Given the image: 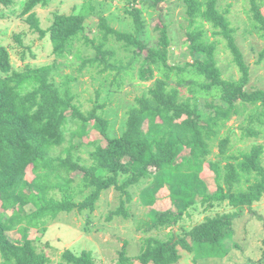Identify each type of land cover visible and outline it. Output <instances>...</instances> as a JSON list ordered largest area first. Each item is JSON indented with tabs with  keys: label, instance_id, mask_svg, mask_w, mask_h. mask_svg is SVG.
Here are the masks:
<instances>
[{
	"label": "trees",
	"instance_id": "trees-1",
	"mask_svg": "<svg viewBox=\"0 0 264 264\" xmlns=\"http://www.w3.org/2000/svg\"><path fill=\"white\" fill-rule=\"evenodd\" d=\"M92 1L86 0L77 13L56 14L53 23L46 29L41 27L33 9L47 0L25 2L21 15H26L29 28L40 38L49 35L53 64H27L21 70H14L8 50L0 45V201L3 210L12 211L7 220H4V214L0 215V264L49 263L48 256L37 250L25 234L31 228H43L61 211H70L74 206L71 180H65L59 171L62 166L68 170L79 167L73 162L71 153L66 158L51 156L53 147L64 141L69 117L82 122L94 120L101 126L100 132L106 145L96 142L95 151L91 153L92 165L82 168L87 183L84 187L93 190L79 205L89 204L92 207L101 192L113 185L120 191V205L109 213V220L115 216L128 217L125 204L131 201L130 189L146 179L154 181L150 192L145 194L147 204L154 202L155 193L166 185L176 208L156 211L146 231L172 228L198 202L207 209L227 202L231 207L243 210L251 208L264 196L263 146L257 144L248 151L231 154L230 134L227 132L220 139V130L225 128L233 115L239 113L241 105L244 108L251 106L246 124L240 126L241 136L256 138L264 133V89L247 88L250 67L236 43L235 28L231 27L226 17L227 11L218 7V0H180L189 14L185 35L189 42V54L194 57L192 62L183 66L168 62L172 38L162 17L154 26L160 33L158 39L154 43L143 40L148 24L142 18L143 10L135 5L140 0H131L134 4L125 9L132 26L129 32L112 28L106 18L96 12ZM163 1L151 0L148 6L156 8ZM13 2L0 0L4 6H11ZM249 4L254 27L264 36V13L261 9L264 0H249ZM93 15L99 21L98 35L90 40L96 54L91 58H82L79 71L86 66L97 68L100 74L116 70L110 85L121 86L122 83L117 81L123 79L120 71L124 70V66L121 61H111L114 51L104 48L111 37L118 42L125 41L124 47H133L134 56L142 58L138 69L140 79L153 78L156 67L167 69L163 78L155 79L147 94L136 98L135 106L128 110L125 128L119 137L107 135L109 122L102 117L105 103L96 104L84 113L71 89L75 78L62 76L58 84L51 79V72L57 69V60L69 56L74 42L87 36L84 34L85 23ZM206 24L210 26L209 36H206ZM15 37L21 42L20 35ZM211 37L214 39L211 40ZM222 40L240 74L237 80L223 78L217 64V47ZM145 49L146 54L143 55ZM76 56L79 57L78 53ZM126 67L130 68V63ZM187 70L203 77V81L198 83L181 77ZM171 71L175 73L176 86L171 84ZM110 75L106 74L104 81L109 80ZM188 84L191 96L182 99L178 86ZM213 89L219 92L217 99L201 101L195 96ZM101 91H96L95 99H99ZM217 138L220 139L219 154L225 165L222 182L217 183L216 191L211 194L206 183L200 179V172L204 160L212 153L211 142ZM184 151L187 155L181 154ZM29 167L34 177L26 181ZM252 175L259 178L251 182ZM120 177H124L121 183ZM244 177L245 182H250L245 188L240 186ZM55 189L60 196H56V192L51 193ZM30 203H33L34 211L20 215L21 207ZM233 217L231 213L217 214L206 217L181 235L167 233L163 239L150 236L143 240L140 253L135 256L127 254V241H124L115 264H179L181 251L194 252V262L202 255H223L224 241L234 233ZM18 223L26 226L19 230L22 238L13 239L11 231ZM61 258L60 264H95L93 254L88 250L75 253L66 249Z\"/></svg>",
	"mask_w": 264,
	"mask_h": 264
},
{
	"label": "rangeland",
	"instance_id": "rangeland-1",
	"mask_svg": "<svg viewBox=\"0 0 264 264\" xmlns=\"http://www.w3.org/2000/svg\"><path fill=\"white\" fill-rule=\"evenodd\" d=\"M26 1L14 0L11 6L0 4V45L8 50L14 70H21L27 64L41 66L54 63L49 35L40 38L37 32L29 28V24L25 21L26 15H21ZM140 1L135 5L143 10L142 18L148 24L143 40L154 43L158 39L160 33L154 29V26L162 17L172 38L169 48V64L183 66L186 62H192L194 57L189 54V42L185 35L189 14L183 3L180 0H164L156 8H150L148 5L151 0ZM84 3L86 0H47L46 3L37 5L33 11L36 12L41 27L46 29L53 23L56 14L77 13ZM92 3L96 7V12H100L115 30L129 32L132 29L130 19L125 13V9L134 4L131 0H93ZM217 5L222 11H227L226 17L229 19L231 27L235 28L236 43L243 53L245 63L250 67V83L247 88L264 89V36L254 27L249 0H218ZM261 9L264 13V6ZM98 22L94 15L88 18L84 32L87 36L74 42L73 50L69 56L57 60V69L51 72V79L58 84L62 76L67 75L75 78V81L71 82V89L75 95L76 103L84 113H87L96 104L105 103L102 117L109 122L107 135L119 137L125 128L128 110L135 106L136 98L147 94L155 79L163 78L167 69L156 67L153 78L140 79L138 69L141 66L142 58L134 56L133 47L125 48V41L118 42L111 37L104 48L114 51L111 61L115 60L117 63L121 61L124 66V70L120 71L123 79L117 78L119 79L117 82L122 83L121 86L110 85L113 76L117 73L116 70H108L104 74H100L97 68L86 66L79 71L82 58H91L96 54L90 40L98 35ZM204 27L207 30L206 36H209L211 34L210 26L206 24ZM15 35H20L21 42L16 39ZM213 39L214 37H211V40ZM225 46V41L222 40L217 47V64L223 78L237 80L240 74L229 49ZM76 53L79 57L76 56ZM142 54H146V49L142 51ZM128 63H130V68L126 67ZM106 74L111 75L109 80L104 81ZM169 75L173 77L170 80L171 84L176 86L174 71H171ZM181 77L198 83L203 81V77L190 70L182 73ZM189 86V84L178 86L182 99L191 96ZM195 87L199 89L198 86ZM97 90H102L99 99H95ZM195 96H198L201 101L210 98L217 99L219 92L213 89L209 93L199 92ZM250 108L251 106L244 108L242 105L239 107V113L233 115L226 123L225 128L220 130V139L227 132L230 134L229 153L231 154L248 151L257 144L262 145L261 165L264 166V133L256 138L241 136L240 126L246 124V116H248ZM97 112L100 113V110ZM100 130L101 126L94 120L82 122L78 118L69 117L65 125L64 141L60 145L54 146L51 151L52 157L66 158L68 153H71L73 162L79 168L68 170L67 167L62 166L59 171L65 180H71L70 184L74 188L72 199L74 206L71 210L61 211L55 218L47 221L43 228H31L25 234L34 242L37 250L43 251L48 256L49 263L47 264H60L61 254L66 249L75 253H80L83 250L91 251L95 264H115L124 241H127V254L135 256L140 253V247L145 238L157 236L163 239L166 238L167 233L172 232L181 235L184 230H190L193 226L204 221L206 217L229 213L234 215L232 221L234 233L224 241V254L220 256L202 255L197 257V261L194 262V252L181 251L182 257L179 264H264V196L251 208L243 210H237L227 202L216 204L207 209L205 205L198 202L190 207L177 225L172 228L147 231L156 211L175 208L166 185L155 193L154 202L147 204L145 194L152 189L153 179L143 180L140 182L141 184L131 187V201L125 204L128 217L115 216L108 219L109 213L120 205V191L113 185L101 192L92 207L89 204L81 207L79 204L84 202L93 190L84 187L87 183L82 168L92 165L91 153L95 151L96 142L106 145V140ZM220 139L217 138L211 142L212 153L204 160L200 172V179L206 183L211 194L216 191L217 183L222 182L224 174L225 160H222L219 154ZM181 154L187 155V151ZM33 177L34 173L29 167L25 179L31 181ZM124 177H120V183ZM256 178L258 179L259 176L252 175L251 182L256 181ZM245 181L246 177L240 183L243 188L250 184ZM55 192L56 196H60L57 189L51 191V193ZM21 208L20 215L28 214L35 209L33 203ZM1 214H4V220H7L11 217L12 211L3 210L0 201ZM25 226L23 223H18L16 229L11 231L12 238H22V233L19 230ZM135 264L139 263L135 262Z\"/></svg>",
	"mask_w": 264,
	"mask_h": 264
}]
</instances>
